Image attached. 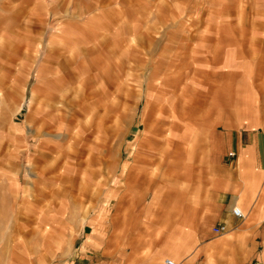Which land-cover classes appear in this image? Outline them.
Listing matches in <instances>:
<instances>
[{
	"label": "rangeland",
	"instance_id": "obj_1",
	"mask_svg": "<svg viewBox=\"0 0 264 264\" xmlns=\"http://www.w3.org/2000/svg\"><path fill=\"white\" fill-rule=\"evenodd\" d=\"M16 3L0 0V264L101 260L117 207L129 228L154 225L179 190L199 135L185 123L217 101L186 83L211 71L183 70L184 59L210 64L213 31L252 27V0H101L124 8L123 24L79 6L86 25L71 29L84 45L69 47L51 14ZM116 26L119 54L108 44ZM96 52L104 65L123 58L119 89L92 94Z\"/></svg>",
	"mask_w": 264,
	"mask_h": 264
},
{
	"label": "crops",
	"instance_id": "obj_2",
	"mask_svg": "<svg viewBox=\"0 0 264 264\" xmlns=\"http://www.w3.org/2000/svg\"><path fill=\"white\" fill-rule=\"evenodd\" d=\"M15 1L18 3L13 6L32 2L40 5V12L58 20L52 33L68 40L64 41L66 47L74 40L83 44L78 43L83 32L71 29L86 25L79 6L98 14H120V22H124V8L118 4L105 8L101 0H85L82 4L72 0ZM251 7L255 13L252 27L237 32L230 23L228 31H213L212 46L202 52L204 58L211 56L210 64L189 63V53L184 59L183 70L211 71L210 78L191 76V82L186 83L207 87L199 98L217 101L185 123L188 134L196 123L198 145L189 149L186 168L182 159L180 188L165 199L158 223L129 228L125 222L130 212L125 214L122 207H117L110 220L116 224L107 227L102 240L104 257L67 260L65 264H164L168 257L175 260L174 264H264V0H252ZM116 28L115 40L108 44L113 53L119 54L124 49L123 26ZM201 36L198 33L196 39ZM96 56L90 75L92 94L103 84L119 89L123 58L120 61L116 57V63L109 60L104 65L98 52ZM232 206L240 207L242 217L231 213ZM216 224L224 225L222 233L212 232ZM131 232L133 235H128Z\"/></svg>",
	"mask_w": 264,
	"mask_h": 264
},
{
	"label": "built area",
	"instance_id": "obj_3",
	"mask_svg": "<svg viewBox=\"0 0 264 264\" xmlns=\"http://www.w3.org/2000/svg\"><path fill=\"white\" fill-rule=\"evenodd\" d=\"M231 213L234 216L242 217V212L240 211V209L237 206H232ZM223 231H224V225H222V224H216L212 227V232L215 234H220ZM164 264H174V262L171 259L166 258V259H164Z\"/></svg>",
	"mask_w": 264,
	"mask_h": 264
},
{
	"label": "bare ground",
	"instance_id": "obj_4",
	"mask_svg": "<svg viewBox=\"0 0 264 264\" xmlns=\"http://www.w3.org/2000/svg\"><path fill=\"white\" fill-rule=\"evenodd\" d=\"M240 209V207H238ZM240 211L242 212V210L240 209ZM243 213V212H242ZM173 261V260H172Z\"/></svg>",
	"mask_w": 264,
	"mask_h": 264
}]
</instances>
